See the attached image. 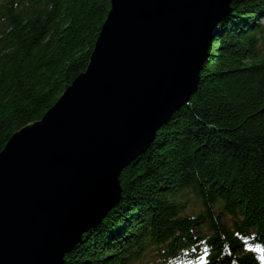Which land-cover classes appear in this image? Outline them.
Instances as JSON below:
<instances>
[{
    "label": "trees",
    "instance_id": "1",
    "mask_svg": "<svg viewBox=\"0 0 264 264\" xmlns=\"http://www.w3.org/2000/svg\"><path fill=\"white\" fill-rule=\"evenodd\" d=\"M110 9L0 0V152L86 70ZM263 18L264 0H233L197 92L122 172L121 201L65 264H142L201 240L212 264H264ZM192 199L206 207L197 216Z\"/></svg>",
    "mask_w": 264,
    "mask_h": 264
},
{
    "label": "water",
    "instance_id": "2",
    "mask_svg": "<svg viewBox=\"0 0 264 264\" xmlns=\"http://www.w3.org/2000/svg\"><path fill=\"white\" fill-rule=\"evenodd\" d=\"M233 0H111L86 70L0 152V264H65L197 92Z\"/></svg>",
    "mask_w": 264,
    "mask_h": 264
},
{
    "label": "bare ground",
    "instance_id": "3",
    "mask_svg": "<svg viewBox=\"0 0 264 264\" xmlns=\"http://www.w3.org/2000/svg\"><path fill=\"white\" fill-rule=\"evenodd\" d=\"M261 22H263V21L261 20ZM181 108H182V107H181ZM181 108H180V109H181ZM204 209H206V207L203 206V205H201V204H200L199 206H197V207H193V208H191V210L193 211V216H197V215H199V213L202 212ZM206 217H207L210 221H212V219H213V216H212V215L210 216L209 212H207ZM90 231H91V230H90ZM165 246H166L167 248H169V247H170V243H166ZM161 253H162V252H161ZM161 253H158V255H160ZM170 264H171V261H170Z\"/></svg>",
    "mask_w": 264,
    "mask_h": 264
},
{
    "label": "snow or ice",
    "instance_id": "4",
    "mask_svg": "<svg viewBox=\"0 0 264 264\" xmlns=\"http://www.w3.org/2000/svg\"><path fill=\"white\" fill-rule=\"evenodd\" d=\"M205 252L207 253V249H205ZM261 259L264 261V256H262ZM199 264H207L206 257H200Z\"/></svg>",
    "mask_w": 264,
    "mask_h": 264
},
{
    "label": "rangeland",
    "instance_id": "5",
    "mask_svg": "<svg viewBox=\"0 0 264 264\" xmlns=\"http://www.w3.org/2000/svg\"><path fill=\"white\" fill-rule=\"evenodd\" d=\"M262 21H264V18L262 19ZM192 204H194V206H199V203H200V201H198V202H196L194 199H192Z\"/></svg>",
    "mask_w": 264,
    "mask_h": 264
}]
</instances>
